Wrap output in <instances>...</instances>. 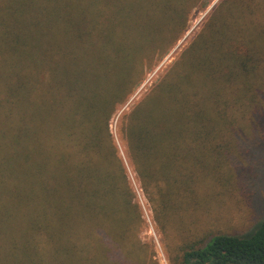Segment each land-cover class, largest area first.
<instances>
[{
  "label": "trees",
  "instance_id": "16d2710c",
  "mask_svg": "<svg viewBox=\"0 0 264 264\" xmlns=\"http://www.w3.org/2000/svg\"><path fill=\"white\" fill-rule=\"evenodd\" d=\"M200 1L0 0V264H156L138 238L109 120ZM230 2L264 34L263 0L218 6ZM215 9L121 118L126 159L161 230L202 205L197 172L224 157L244 105L264 141L253 97L264 49L229 35ZM180 264H264V219L244 236L182 245Z\"/></svg>",
  "mask_w": 264,
  "mask_h": 264
},
{
  "label": "rangeland",
  "instance_id": "374dc122",
  "mask_svg": "<svg viewBox=\"0 0 264 264\" xmlns=\"http://www.w3.org/2000/svg\"><path fill=\"white\" fill-rule=\"evenodd\" d=\"M222 0H202L188 17L187 30L180 40L169 50L167 55L152 70L145 73L140 86L119 106L109 120V130L118 155L124 163L127 180L138 204L143 226L138 238L141 244L153 252L151 258L156 264H180L181 246L198 242L210 235L244 236L249 234L264 219V141L261 121L257 117L255 124L249 115L250 107L244 105L240 131L231 138L225 148L226 153L206 162L197 172V184L200 182V193L196 196L202 200L201 206L190 208L179 213L169 223L168 228L161 230L155 222L153 212L144 196L136 175L129 166L125 156V146L121 139V118L148 92L159 77L173 63L181 51L200 32L213 11L212 17L222 16L227 23V33L232 37L246 39V36L258 37L264 49V34L256 31L250 16L246 14L245 4L227 3L218 6ZM264 3V0H263ZM218 6V7H216ZM264 17V6L260 11ZM262 17V18H263ZM258 18V17H257ZM256 18V19H257ZM261 24V22H260ZM264 24V21L263 23ZM219 38L215 39V43ZM217 44V43H216ZM261 56V55H260ZM264 65L254 78L253 97H258L257 109L264 110ZM254 92V90H253ZM252 92H250V95ZM245 113V114H244ZM258 129V130H257ZM260 130V131H259ZM262 131V132H261ZM262 145L261 147H259ZM199 181V182H198Z\"/></svg>",
  "mask_w": 264,
  "mask_h": 264
}]
</instances>
